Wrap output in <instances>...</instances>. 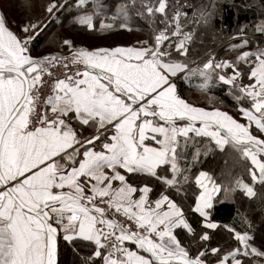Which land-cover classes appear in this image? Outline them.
I'll use <instances>...</instances> for the list:
<instances>
[{"label":"snow or ice","instance_id":"snow-or-ice-1","mask_svg":"<svg viewBox=\"0 0 264 264\" xmlns=\"http://www.w3.org/2000/svg\"><path fill=\"white\" fill-rule=\"evenodd\" d=\"M88 5L21 0L16 29L0 12V264H264V211L214 218L237 193L264 209V4L223 59L190 55L219 0H122L98 27ZM73 7L88 31H149L43 52ZM221 230L235 246H213Z\"/></svg>","mask_w":264,"mask_h":264},{"label":"trees","instance_id":"trees-1","mask_svg":"<svg viewBox=\"0 0 264 264\" xmlns=\"http://www.w3.org/2000/svg\"><path fill=\"white\" fill-rule=\"evenodd\" d=\"M37 2L40 3L43 2V0H37ZM121 2L122 0H102V3L104 5L106 4L112 6L118 5ZM20 3L21 0H0V12H3L7 16L10 27H12L13 29H16L17 25L23 22L21 18L25 15L24 11L19 6ZM192 3L199 5L201 3H207V0H193ZM90 4L91 1H89V5ZM219 4L220 12L219 14H216L217 18H214L207 28L201 27L199 32L197 33L195 43H193L192 45V51L190 53L191 56L196 57L197 55H199L202 57L206 52L211 50L214 51V53L217 55V58L220 59L219 57L222 53L225 52L227 48L226 44L224 45V43L229 40L228 35L233 32L238 23L248 24L250 22L257 21L258 13L261 10L260 6L264 4V0H219ZM244 5H250V7L246 8ZM188 11L189 14H191V9H189ZM79 14L80 13L76 10L75 7L59 12L58 17L62 21V24H52L48 29V31L52 33L55 43L53 44V41L50 40L48 43L52 46H45L42 49L43 52L56 50L55 45L59 44V41L55 40V37L57 36L70 37L75 43H77V45H83L87 47H110L111 44H116L113 43V32L111 31L103 33L99 31H88L87 29H81V27H78V25L74 24L73 19ZM110 16L111 15H101L97 17V27L100 19H105L106 17ZM13 21H15V23H13ZM136 28H139L141 30L136 31ZM220 29H222V32L217 31ZM148 31V25L144 20L139 18L133 19V31L131 32L146 34V32L148 33ZM138 33L137 35H140ZM214 33L216 35L215 40L212 39ZM144 36L146 37V35ZM89 39H91V41L87 43ZM201 40L203 41V43H201ZM43 44H45V41L43 40V37H41V39L38 40L35 45V50L33 52L34 55L41 54V45ZM193 90L195 89L183 87L182 95L188 97V94ZM216 94L220 95L221 93L219 92V90H217ZM218 164L219 157L213 159L211 156L208 157L207 162L205 163L206 167L216 166ZM234 199L235 202L226 201L222 205H217L216 211L214 213V218L217 219L221 224L233 222L239 224L240 218L238 213H243L245 211L259 213L261 211H264L258 200L249 201L243 196L242 193H237ZM223 239L229 240L228 235L224 231H218L216 233L215 239L213 240V246H215L217 243L227 246L229 243L223 242ZM258 244L259 240L257 241V245Z\"/></svg>","mask_w":264,"mask_h":264},{"label":"rangeland","instance_id":"rangeland-1","mask_svg":"<svg viewBox=\"0 0 264 264\" xmlns=\"http://www.w3.org/2000/svg\"><path fill=\"white\" fill-rule=\"evenodd\" d=\"M89 1H91V4L88 6L87 10L90 12V11H92L91 5H92V3H94V0H89ZM192 1L193 0H190L191 3H192ZM181 2H183V0H181ZM101 3H102V0H101ZM115 6H117V5H113L112 6V5H106L105 4V9H104L103 15H105V16H107V15H113V13L115 12V8H116ZM219 12H220V9H219V11L217 13L219 14ZM215 18H217V15L215 16ZM78 27H80V26H78ZM111 32H113L112 33L113 43H116V44H111L110 46H112V45H118V44L119 45L132 44L133 42H135L136 39L145 38L144 35H147V32H146V34L145 33L140 34L138 32L133 33V32H128V31L119 30V29L113 30ZM124 32H127L128 34L127 33H124ZM137 33L140 34V35H137ZM90 41H91V39H89V41H87V43H89ZM229 43H230V41L228 40L224 44H229ZM212 52H214V51H212ZM192 93H193V95L194 94H200L199 92L191 91L188 94V98H189V95L192 96Z\"/></svg>","mask_w":264,"mask_h":264},{"label":"crops","instance_id":"crops-1","mask_svg":"<svg viewBox=\"0 0 264 264\" xmlns=\"http://www.w3.org/2000/svg\"><path fill=\"white\" fill-rule=\"evenodd\" d=\"M224 45H225V44H224ZM228 45H229V44H228ZM228 45L226 44V47H227V48H226L225 52L222 53L221 56L219 57L220 59L227 58V57H229V56H233V55L235 54V53H233V52L231 51V49L229 48ZM193 91H196V90H193ZM196 92H198V91H196ZM189 98H190L191 100L195 101V102L200 103V104H204V103H206V101L204 100V97H203L201 94H194V95H193V93H192V96L189 95ZM201 166L207 168L205 164H203V165H201ZM228 202H233V201H232V200H228ZM221 232H222V230H221ZM219 240H220V239H219ZM223 240H224V239H223ZM223 242H225V243H229V244H232V246H235V245H234V242H232L230 239H229V240L225 239Z\"/></svg>","mask_w":264,"mask_h":264}]
</instances>
